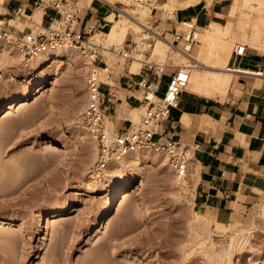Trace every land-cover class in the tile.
I'll use <instances>...</instances> for the list:
<instances>
[{"label":"rangeland","instance_id":"1","mask_svg":"<svg viewBox=\"0 0 264 264\" xmlns=\"http://www.w3.org/2000/svg\"><path fill=\"white\" fill-rule=\"evenodd\" d=\"M44 1L46 4L47 0ZM109 1L117 7L115 15L120 10L137 15L131 10L137 9L139 4L149 6L145 1ZM84 3L85 0H81V4ZM12 4L14 6V3ZM76 5L80 6L78 2ZM228 5L221 15L224 20L228 22L230 20L231 27H235L236 16H231L227 11ZM25 8L29 20L17 19L14 24L19 29H38L29 23L34 19L37 5L27 3ZM207 9L204 7V10ZM203 14L206 18V11H203ZM172 15L166 13L163 19L173 20ZM216 17L215 13L214 17L209 16L208 20H215ZM148 21V18L143 20L151 29L152 24L150 25ZM150 21L159 24L154 18ZM108 27L109 25L100 31H106ZM100 31L92 32L90 41L101 47L99 52L110 65L109 70L112 71L110 77H107L105 72H102L100 77L103 85L110 87L115 85L114 79L119 74L130 71L132 58L122 57L121 53L125 51L123 45L117 47L107 45L103 35H94ZM154 31H162L160 36L164 41L171 38L168 23L162 26L159 24L158 29ZM236 31L237 29L233 32ZM144 32H147V38L143 40L145 43H135L130 52L132 56H136L135 54L141 50L139 45H142L143 62L153 61L169 65L171 68L172 65L181 66L177 64L178 61H173L172 47L165 46L166 58L163 61L151 56L152 47L159 35ZM233 32L231 31L232 34ZM248 34H253L251 28ZM232 42L231 51L234 47V41ZM248 44L246 42L245 45L254 50ZM3 45L13 50H10V54L13 55L8 58L9 66L18 69L20 75L29 74L32 69L23 71L26 62L21 59L14 47L6 43ZM3 45L0 44V47L3 48ZM195 47L191 51L192 54L198 49L197 45ZM42 56L44 58L45 54ZM48 57H51V61L33 80L31 95L24 103L11 109L7 108L8 101L12 99V94L18 93L19 86L16 87L5 73H0V103L6 104L0 111V215L23 223L28 228L27 231L19 232L16 226L0 224V264H264V221L258 219L259 209L264 205L263 178H252L248 182L250 188L246 190H251L255 196L251 208L239 214L235 213L237 217L232 216L229 223L217 225L210 216L202 215L195 205L194 193L198 178L191 152L186 165V180L190 181L188 185L191 184V189L188 190L191 196L188 191L184 195L176 186L170 184L172 174L160 163V156L152 150L134 154L132 158L137 157L140 160L138 165L134 164L131 158L126 161V166H120L118 169L116 165H110V160L106 168L116 174V178L104 175L101 178L95 177L92 172L96 156L92 151V147L96 145L95 141L84 127L83 129L75 127L81 124L78 119L86 102L85 59L72 48L56 49L50 52ZM231 62L230 55V65ZM263 67L264 60L259 69ZM140 68L134 75L138 76ZM195 72L197 71L192 67L191 78ZM43 77L48 81L41 92L35 94L38 87L34 88ZM116 84L118 85L117 82ZM165 84L166 79L161 90L165 88ZM121 91L115 88L113 92L118 99L113 103L107 101L103 103V106H106L105 120L110 128L122 125V122L113 124L111 121L114 119L115 108L118 118H127L124 124H127L128 120L135 124L143 113L142 104L141 110H136L133 114L127 112L129 116H121L118 113L120 106L124 105L128 109L140 106L136 104L139 103L138 100L127 104L126 96ZM125 92L133 97L142 96L139 89ZM121 98L122 105L119 104ZM57 134L73 138L75 144L67 149V152L60 146L48 147L44 137L51 138ZM127 181L130 184H139L141 192L119 202L108 222L96 226L98 216L105 207V198L100 196L106 192L110 193L115 186L123 188ZM139 196L146 200L145 204H137ZM62 206L65 209L60 215L51 218L50 221L46 220V214L55 212ZM43 218L44 223L40 225ZM255 219V231L246 241L239 242L240 246L238 243L235 244L228 263L212 253L208 247L209 243H202L209 235L213 249L219 250L236 234L237 224L251 226ZM198 222L200 226L196 227L195 231L192 226ZM40 227L42 231H39ZM200 227L203 228L202 231L199 230ZM197 229L200 231L199 235ZM207 230L210 232L208 235Z\"/></svg>","mask_w":264,"mask_h":264},{"label":"crops","instance_id":"2","mask_svg":"<svg viewBox=\"0 0 264 264\" xmlns=\"http://www.w3.org/2000/svg\"><path fill=\"white\" fill-rule=\"evenodd\" d=\"M67 1L66 7L73 9L77 27L88 32L89 35L108 26L110 22L106 19V15L115 9L113 4L102 0H88L84 4H81V0ZM166 1L169 0L145 1L150 4L148 7L151 8L150 14L146 15L145 19L148 18L152 29H158L159 24L162 26L164 23H168L171 32L179 20L195 18L198 26L201 25L202 31L209 16L214 17L216 11L222 12L230 3V0H218L215 9L207 10H204L206 0H198L188 6H184L186 0H174L173 9L170 11L156 6L162 2L166 3ZM10 2L14 3V6ZM48 2L49 0H47ZM77 2L79 7L76 5ZM27 3L37 5L38 8L42 7V22L48 16L58 15L52 8L45 7L47 3L45 4L44 0L42 2L40 0H6L5 6L14 8L22 5L26 9ZM203 11H206V18ZM166 13L173 14V20H164L163 16ZM152 18L159 24L152 23L150 21ZM156 32L162 33V31ZM139 38L140 35L137 33H128L124 44H121L123 49H131L135 43H139ZM156 42L152 47L151 56L163 61L166 58L165 48L162 50L160 47L156 48ZM129 55L132 57V54ZM142 57H144L143 52L140 55L141 65ZM263 60L264 52L247 47L244 56L236 64L238 63L237 65L243 68L257 70L261 67ZM125 75L127 73H121L114 79L116 86H111L113 90L104 85L105 90L106 87L110 89L107 102L118 99L113 92L115 88L122 90L121 93L126 96L127 104L128 97L138 98L125 92L138 91L136 86L126 87L124 85L123 76ZM233 75L236 77L232 76L224 95L217 99L196 93L195 95L189 91L182 92L177 105L170 109V121L166 129L169 136L185 145L192 153L198 177L194 193L195 205L202 215L206 214L222 224L229 223L235 213L239 214L251 208L255 196L251 190H246V188H250L248 182L252 178L264 179V77L241 73ZM135 77L138 76L135 75ZM122 103L121 98L119 104L122 105ZM136 108L138 107L128 109L122 105L119 107L118 113L124 117L128 114L127 112L133 114ZM184 112L189 114L187 123L181 119ZM113 118L111 119L113 124L122 122V125L127 119L118 118L116 108ZM204 121L206 123H203Z\"/></svg>","mask_w":264,"mask_h":264},{"label":"built area","instance_id":"3","mask_svg":"<svg viewBox=\"0 0 264 264\" xmlns=\"http://www.w3.org/2000/svg\"><path fill=\"white\" fill-rule=\"evenodd\" d=\"M65 3L67 0H49L45 7L52 8L58 15L48 16L36 30L19 29L14 24L15 20L25 18L22 5L9 8L0 4V44L13 46L25 62L59 48L75 49L85 59L86 102L78 120L96 143L93 175L97 178L103 177L102 171L112 157L142 148L163 152L172 169L180 174L186 172L190 150L169 136L166 129L170 121V109L177 105L180 94L187 91L193 59L173 68L153 61H144L137 78L127 70V75L123 76L124 85L136 86L142 94L140 98L128 97L127 102L138 100L144 106L143 113L135 124L130 120L124 124V121L123 125H116L112 131L107 132L106 106H103V103L107 101V96H110V89L106 87L105 90V84L103 85L100 77L102 72L109 77L112 71L107 70L106 62L99 52L101 47L90 41L88 32L77 27L73 9L66 7ZM10 20H13V23ZM199 28L193 18L179 20L171 31L169 46L181 54L190 56L199 43ZM246 48L245 44L234 45L231 51L232 65L244 56ZM125 51L130 54L131 49ZM123 53L124 51L121 54ZM124 57L131 58L129 55ZM164 77L166 84L161 90ZM110 102L113 103L111 100Z\"/></svg>","mask_w":264,"mask_h":264},{"label":"bare ground","instance_id":"4","mask_svg":"<svg viewBox=\"0 0 264 264\" xmlns=\"http://www.w3.org/2000/svg\"><path fill=\"white\" fill-rule=\"evenodd\" d=\"M102 1H106L107 3H110L109 0H102ZM135 1L136 2H144L146 0H135ZM197 1L198 0H186L184 6L191 5ZM217 1L218 0H206V4L204 7L208 8V9H211V8L215 9L214 7H215ZM5 2H6V0L3 2L0 1V4H2V6H4ZM173 3H174V0H169L168 2L166 1V3L162 2L156 6H159V7L163 8L164 10L169 9V11H170L171 9H173ZM149 6H150V4H149ZM114 8L117 9L116 6H114ZM25 11H26V9L23 11V15L26 18V20H29V18L27 17L28 14ZM113 11H111L108 15H106V19L110 22L108 29L106 31H100V32L94 33L95 36L96 35L98 36L100 34L103 35L104 41L107 45H113V46L116 45L115 47H117V45H121L124 42L128 33L139 34L140 35L139 43L143 44V43H145L143 40L147 38V32H144V31H152L153 33H156L159 35V38L156 40L157 41L156 42V48L160 47V50H162L163 48H165V45L169 46L168 41H164V38L162 36H160L161 35L160 33L155 32L154 31L155 29H152V28L150 29L143 22V20L145 19V16L150 14V12H151V8H149L148 5L144 6L143 4H139V7L137 9L131 10L132 13H137V15H130L129 13L121 11V10L119 11V13L117 15H115V13H114L115 11L114 12ZM227 11L231 14V16H234V17L236 16L235 17L236 18L235 19V25H236L235 27L236 28L232 26L234 30H232L230 20H229L230 23L228 21L224 20L222 15H221V12L216 11L215 13L217 14V17H216L217 19L207 20L205 22V24L203 25V26H205V28L202 31H199V44L197 45L198 49L194 54L190 53V56H186L184 54L179 53L174 48L171 49V51H173V55H174V56H172V57H174L173 61H176V62L178 61L179 63H177V64L183 65V63H185L186 61L189 62L188 58H192L193 61L195 62V63H193L192 66L195 68V71H197V72H195V74L192 78H191V74H190L189 83H188V86L186 87L187 91H189L191 93L201 94L204 96H209L213 99H217L218 97H222L224 95L227 87L229 86V84L232 80V76L234 73L249 74V75H256L259 77H264V67L261 69H257V70H251L248 68H243L239 65H235V64L230 65L229 64V58L231 55V42L232 41H234V45L246 44V42H247V44L249 43L248 45L250 47H252L254 49L261 50V52H264V0H230ZM42 13H43V9L37 8V11L35 12V15H34V19H31L29 21V23L31 25L38 27L41 23V20H42ZM32 18H33V15H32ZM221 19H223V20H221ZM11 21H13V20H10V22ZM250 28L253 31V34H251V35L248 34V30ZM236 29H237V31L233 32ZM231 31L233 32V34L231 33ZM230 33L232 35H230ZM95 36H94V38H95ZM90 38H91V35H90ZM3 44L4 43H2V45ZM232 44H233V42H232ZM3 46H4L3 48L0 47V73H5L14 82V85L16 87L19 86L18 93L12 94L11 95L12 99L10 101H8V104H7L8 107L7 108L11 109L17 105H20L21 103H24V101L28 99L29 95H31L33 80L40 73H42L45 65L51 61V57H48L50 55V52H46V53H44L45 54L44 58H43V56L31 58L29 61L26 62V64L24 63V68H22V69L24 72L27 69H32V71H30L29 74L20 75V73L18 74V69L11 68L9 66V63H8V61H9L8 58L12 57V55H13V54L12 55L10 54V52H11L10 50H12V49L9 48L8 46H5V45H3ZM139 47L141 50L138 51V53L135 54L136 56H134V57L133 56L131 57L127 51H124V53L121 54L123 58H125L124 55H126V56L129 55L132 58V61L130 64V72L133 74L137 73L140 66H141L140 55H141V51L143 49V46L139 45ZM169 47H171V46H169ZM59 49H63V48H59ZM67 50H68V48H67ZM109 51H111V50H109ZM111 52H113V51H111ZM16 56L19 57L18 55H16ZM40 57H42L41 58L42 60H40ZM176 62H175V64H176ZM106 65H107V70H108L110 65H108L107 61H106ZM47 81L48 80L45 77H43L39 80L38 84H36V86L34 88V89H36L38 87V89L35 90V94L41 92V90L45 87V84L47 83ZM111 89H112V87H111ZM138 104L141 107L136 108V110H141L143 108L142 103H138ZM4 105H6V104L0 103V111H2V108L4 107ZM181 119H182V121L187 123L189 121V114L184 112L181 116ZM202 119H203V117H202ZM205 121L203 123H206ZM209 122H210V120H209ZM78 125H76V126L74 125V126L78 127V128L81 127L83 129L84 125H81V124H78ZM84 130H85V127H84ZM112 130H113V127L112 128L108 127L106 120H105V131L108 132V131H112ZM44 142L47 143L48 147H50V148H52V147L55 148L57 146H60L66 152H67V149H69L72 145L75 144V141L73 140V138H71L69 136H60L58 134L51 137V138L44 137ZM150 150H152V149L142 148V149H137L136 151H133V152H129L127 154L116 155V156L112 157L110 159L111 162H110V160H109V162H110V165L111 164L116 165L119 169L120 166H126V161L131 159L135 153H141L140 151L147 153V151H150ZM92 151H93V154L95 155L96 145L92 147ZM152 151H155V150H152ZM155 153H157V155L160 156L159 157L160 163L162 165H164L168 169V171H170V173L172 174V176H171L172 180L170 181L172 183H170V184L176 186V188L179 189V191H182L184 195L187 194V191L189 190L190 185H191L190 183L188 185V182H190V181L186 180L187 179V177H186L187 173L183 172L182 174H180L177 171H175L174 169H172V167L169 164V161L167 159V156L163 152L155 151ZM65 155H66V153H65ZM139 161L140 160L137 157L132 158V162H134V164L138 165ZM193 162H194V160L192 161V163ZM102 172H103V175L105 177L116 178V174H114L112 171L107 170L106 167L103 169ZM130 173H132V172H130ZM196 181H197V179H196ZM140 192H141V186L139 184H130V182L127 181V185L124 186L123 188H121L119 186H115L110 193L106 192L105 194L100 196V198H105V207L103 208L102 212L98 216V223H96V226L104 225L106 222H108V220L112 216V214L115 211L117 204L119 202L126 201V200L130 199L134 194H138ZM189 195H190V192H189ZM145 203H146V200L142 196H139L137 198V204L143 205ZM64 209H65L64 206H62V207H59L58 210H56L55 212H50V213L46 214V216H45L46 220L50 221L51 218L60 215V213L62 211H64ZM233 216L237 217L236 214H234ZM44 218L40 222V225L44 223ZM258 219L264 221V205L261 206L259 209ZM236 221L238 222L239 218ZM199 222H198V224H195L196 223V220H195V223H194L195 225L192 226V228L195 231H196V227L199 228V226H200ZM215 223L217 225H223L222 223H219L216 221H215ZM0 224H7L9 226H16L17 227L16 230L19 232L27 231V229H28L25 224L16 222V221L9 219V218H6L3 215H0ZM201 224H203V223H201ZM236 226H238V227H236V228H238L237 229L238 231L236 232V234L234 236L230 237V242L226 246H222L221 249H219V250L213 249V244H212L210 237L208 235L210 233L209 230H207V232H206L208 237L204 241L201 239L203 244H206V242H207V244L209 243L208 247L210 248V250L212 251V253L214 255H217L218 257H220L221 259H223L227 263L230 260V254H231L232 250H234L233 248H234L235 244L236 243L239 244V242L243 243L244 240L246 241L248 239V237L251 235V233L253 231H255L256 219H255V223H253V225H251V226H243L240 224H237ZM203 228H204V226H203ZM202 229L200 227L199 230L202 231ZM42 230L43 229H41V227H40L39 231H42ZM199 230L197 231V235H199V232H200ZM194 237H195V235H194ZM202 243H201V245H202ZM239 246H240V244H239ZM235 248H237V247H235Z\"/></svg>","mask_w":264,"mask_h":264}]
</instances>
